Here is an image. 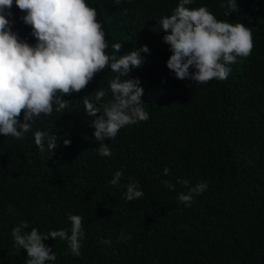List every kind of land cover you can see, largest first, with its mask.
Wrapping results in <instances>:
<instances>
[{"label":"trees","instance_id":"trees-1","mask_svg":"<svg viewBox=\"0 0 264 264\" xmlns=\"http://www.w3.org/2000/svg\"><path fill=\"white\" fill-rule=\"evenodd\" d=\"M179 2L86 0L97 10L106 54L118 59L150 48V55L141 53L143 65L127 77L140 80L149 119L106 138L111 156L98 154L95 117L82 101L96 103L102 88L105 102L112 98L108 82L117 74L106 68L82 92L63 97L69 101L63 113L54 106L50 116L36 118L22 139L0 134V264H26V250L14 248L11 235L21 221L29 222L25 233L35 227L70 235L69 215L83 218L81 255L74 256L66 240L49 238L44 243L57 260L46 264H264V0H237L239 10L230 16L220 7L226 0H193L187 6L243 23L253 36L251 55L228 65L226 80L206 84L177 79L167 67L172 52L156 21ZM11 12L12 30L35 44L21 19L25 13L15 3ZM115 43L123 45L118 53ZM37 130L58 136L54 155L41 154ZM64 139L71 144L65 146ZM116 171L123 176L113 186ZM131 182L144 196L129 202L124 194ZM200 182L207 188L194 195L191 207L179 203L178 195Z\"/></svg>","mask_w":264,"mask_h":264},{"label":"clouds","instance_id":"clouds-1","mask_svg":"<svg viewBox=\"0 0 264 264\" xmlns=\"http://www.w3.org/2000/svg\"><path fill=\"white\" fill-rule=\"evenodd\" d=\"M14 3L25 13L21 19L31 27L35 44L21 39L12 30L14 21L8 17L13 15ZM192 3L193 0H180L171 15L156 21L165 33L163 42L172 52L167 67L177 79L196 84H206L213 79L226 80L231 72L228 65L235 63L238 57L251 55L252 33L243 23L218 20L207 7H187ZM220 7L226 9L225 16L239 10L237 0H226ZM97 16V10L86 0H0V134L22 139L32 131L36 118L42 114L50 116L54 106L55 111L63 113L69 107V101L63 97L82 92L106 68L117 74L108 82L112 98L105 102L106 91L102 88L94 95L96 103L86 98L82 101L87 114L95 117L92 123L94 137L100 142L98 154L111 156L109 144L103 143L106 138L114 139L124 126L149 119L143 107L144 89L140 80L127 77L133 68L143 65L145 57L141 53L150 55V48L144 45L118 59L116 55L106 54L108 43ZM122 46L115 43L112 48L118 53ZM57 141V135L40 130L34 132L35 145L42 155L46 151L54 155ZM70 144L69 139H64L65 146ZM163 171L168 175L170 170L166 167ZM122 176V171H116L110 183L118 185ZM162 183L170 191L175 190V185L169 181ZM177 183L187 186L189 181ZM138 188L135 182L129 183L125 199L131 202L142 198L144 193ZM206 188V182L196 184L187 194L178 195L179 203L191 207L194 195L202 194ZM68 219L70 235L65 230L41 233L35 227L25 233L23 230L29 227V222L21 221L12 229L13 247L26 250V264H46L55 262L57 255L44 241L59 237L66 240L72 254L79 257L81 240L85 236L83 218L69 215Z\"/></svg>","mask_w":264,"mask_h":264}]
</instances>
